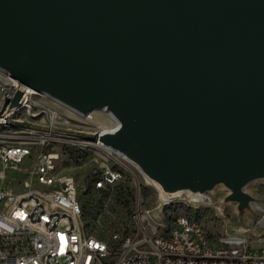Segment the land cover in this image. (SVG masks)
Here are the masks:
<instances>
[{
    "label": "water",
    "instance_id": "obj_1",
    "mask_svg": "<svg viewBox=\"0 0 264 264\" xmlns=\"http://www.w3.org/2000/svg\"><path fill=\"white\" fill-rule=\"evenodd\" d=\"M0 69L112 113L101 139L162 200L216 197L236 231L261 214L264 0H0Z\"/></svg>",
    "mask_w": 264,
    "mask_h": 264
},
{
    "label": "built area",
    "instance_id": "obj_2",
    "mask_svg": "<svg viewBox=\"0 0 264 264\" xmlns=\"http://www.w3.org/2000/svg\"><path fill=\"white\" fill-rule=\"evenodd\" d=\"M18 90L23 95L12 106ZM34 91L0 69V127H18L5 135L12 141L0 146V264H264V249L233 233L215 238L190 216H175L170 226L152 223L151 210L143 213L138 196L137 232L113 239L92 234L82 194L114 190L127 175L123 161L132 163L104 143L105 131L98 135L95 129L92 139L78 140L96 149L99 157L91 182L79 188L75 176L59 168L61 153L43 150L48 133L64 123L50 122L53 110H37L31 99ZM102 112L116 122L111 129L116 128L112 113ZM75 113L88 123L93 115ZM41 114L50 126L34 123ZM9 121L33 126L21 128ZM84 126L78 129L93 130ZM261 214L263 219L264 209Z\"/></svg>",
    "mask_w": 264,
    "mask_h": 264
},
{
    "label": "rangeland",
    "instance_id": "obj_3",
    "mask_svg": "<svg viewBox=\"0 0 264 264\" xmlns=\"http://www.w3.org/2000/svg\"><path fill=\"white\" fill-rule=\"evenodd\" d=\"M31 99L37 110H57L58 119L69 120L71 124H60L59 129H53L48 133L49 141L43 146L44 151H59L61 158L59 168L75 176L79 188L89 184L94 174V168L98 162V152L94 148L84 146L78 140L92 139L95 136L91 132H82L80 125L89 123L77 115L74 111L55 101L51 97L38 92L31 93ZM35 124L50 126L45 121L44 114L38 117ZM22 128V126H19ZM18 127H0V146L10 143L12 140L5 137L6 134L15 133ZM87 155L86 159L75 158L79 155ZM127 169V175L122 183L108 193L87 191L82 194V202L87 211V225L90 232L105 239H113L115 235L125 236L137 232L140 228V219L135 217L136 196L140 198V209L146 214L151 210L152 223L172 224L175 216L187 215L197 219L215 237L227 233L243 236L249 240L255 249H264V218L260 214L256 218L247 221L242 231L238 221L233 216L231 208L221 212L217 207V198L211 201L192 202L188 198H180L163 203L157 190L147 181L143 174L132 164L123 161ZM27 163L23 164L26 167ZM24 183V181L22 182ZM264 198V183L252 187ZM221 192L218 193L220 196ZM264 209V204L261 205Z\"/></svg>",
    "mask_w": 264,
    "mask_h": 264
},
{
    "label": "bare ground",
    "instance_id": "obj_4",
    "mask_svg": "<svg viewBox=\"0 0 264 264\" xmlns=\"http://www.w3.org/2000/svg\"><path fill=\"white\" fill-rule=\"evenodd\" d=\"M54 114L52 116V118L50 117L49 120L51 123H64V124H68L71 123L69 120H63L60 121L58 119V111L57 110H53ZM93 115H92V119L89 122V125L84 126L85 128L88 129H98V135L102 134L104 131L109 130L113 127L116 126V122L113 121L106 113L102 112V111H98V110H94L92 111ZM235 237H243V236H238V235H234ZM245 238V237H243ZM246 239V238H245Z\"/></svg>",
    "mask_w": 264,
    "mask_h": 264
},
{
    "label": "trees",
    "instance_id": "obj_5",
    "mask_svg": "<svg viewBox=\"0 0 264 264\" xmlns=\"http://www.w3.org/2000/svg\"><path fill=\"white\" fill-rule=\"evenodd\" d=\"M75 158L86 159L87 155L83 154V155H79L78 157H75ZM84 208H85V206H84ZM85 211H86V209H85ZM86 213H87V211H86Z\"/></svg>",
    "mask_w": 264,
    "mask_h": 264
}]
</instances>
